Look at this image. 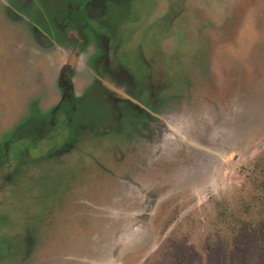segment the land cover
Instances as JSON below:
<instances>
[{
	"label": "rangeland",
	"instance_id": "1",
	"mask_svg": "<svg viewBox=\"0 0 264 264\" xmlns=\"http://www.w3.org/2000/svg\"><path fill=\"white\" fill-rule=\"evenodd\" d=\"M82 18L97 28L82 31L89 45L103 53L109 42L145 83L156 120L133 136L146 116L130 109L117 126L89 84L78 145L34 160L44 142L17 131L27 117L50 125L51 69L56 79L72 50L58 31ZM5 141L0 264H264V0H0Z\"/></svg>",
	"mask_w": 264,
	"mask_h": 264
},
{
	"label": "flooded vegetation",
	"instance_id": "2",
	"mask_svg": "<svg viewBox=\"0 0 264 264\" xmlns=\"http://www.w3.org/2000/svg\"><path fill=\"white\" fill-rule=\"evenodd\" d=\"M86 8L89 9L90 6L87 5ZM93 19H96V23L98 25V19L96 15L93 16ZM67 22H71L73 31H75L72 37L69 35V30L66 29ZM96 23L94 22L95 25ZM84 28H89L93 36L98 34L97 28L87 24L83 18L79 20L68 19L65 20L62 25H60L58 32L63 34L62 38L66 39V42L72 44V50L70 54L66 55L64 64L62 63V66L58 70L56 79L54 78L53 69H51L50 78L53 81L55 89L57 90V97L50 108L47 110L46 107L41 109L42 112H45L43 114H46V119L48 118L50 125H46L47 127L44 129L41 124L32 119L33 117H27L26 123L29 124V128H25L26 130L21 128L19 131H17V134L19 135L16 136L18 139H27L29 142L34 143L42 140L44 142L45 149H43L44 152L42 153V156L35 159L30 156L28 150H23L21 154H19L21 157V162L22 160L23 162H31L33 159L39 160L42 157L46 159L53 158L56 155H61L63 152L65 153L68 149L70 150L73 145H78L77 137L79 135L77 136V134L79 133L82 125L79 115V108L83 105L82 99L85 96V88H87L89 84L95 83L100 92L104 94L106 99L105 101L107 103L106 105L109 106L110 113L113 116L112 119L115 118L114 120H116L117 126L119 124H123L124 116H127L126 119H129V113H127V111L130 109H132L136 114H143L146 116V125L143 127L138 126L137 129L134 128V131L132 132L133 136H138L141 132L144 133L146 128L151 126V120H156L154 111L157 108H160V106L157 107L156 104H154L152 107L151 104L147 105L141 99L146 90L145 83L143 85L136 83L131 74L123 68L121 62L122 60L117 57L113 58L115 54V48L112 49L109 42H107L108 46L103 53L98 51V46L95 47L93 44L89 45L87 42V37H85L82 32ZM55 36H53V40L47 37V39H49L51 42V46H55L52 49L58 48L64 51L65 47L57 40L59 37L54 38ZM106 40L110 41L111 39L110 37H107ZM85 51L86 54L84 53ZM82 53L86 55L85 63L83 64V71L78 72L76 68L79 63L78 57L81 56ZM52 54L50 55L51 57ZM111 55H113L112 58ZM115 68L120 70L122 76L117 75L114 72ZM123 78H125V80ZM121 82L125 86H120L119 84H121ZM63 128L67 132L68 137H66V139L62 134L64 133ZM123 128L124 126H122L120 129H117L122 130L120 132L122 133L124 131ZM113 131L114 129L112 128V133ZM154 132H156L155 126ZM52 136H55L56 138L60 137L62 138V141L64 139L66 141L64 143L61 141V145H59V143L56 148H52V146H54L53 144L51 145ZM4 147L5 149H2V145L0 144V171L3 168L9 169L13 165V162L11 163L9 160L8 141L4 142ZM136 171L141 173L143 176L149 172L148 169L144 168L137 169ZM91 215L93 216V214Z\"/></svg>",
	"mask_w": 264,
	"mask_h": 264
},
{
	"label": "trees",
	"instance_id": "3",
	"mask_svg": "<svg viewBox=\"0 0 264 264\" xmlns=\"http://www.w3.org/2000/svg\"><path fill=\"white\" fill-rule=\"evenodd\" d=\"M92 18V17H91ZM93 19V18H92ZM86 21V20H85Z\"/></svg>",
	"mask_w": 264,
	"mask_h": 264
}]
</instances>
